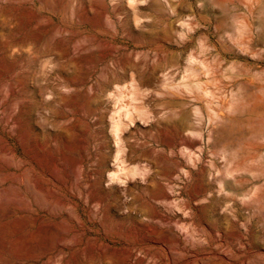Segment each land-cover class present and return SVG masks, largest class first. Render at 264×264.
Listing matches in <instances>:
<instances>
[{"label": "rangeland", "instance_id": "rangeland-1", "mask_svg": "<svg viewBox=\"0 0 264 264\" xmlns=\"http://www.w3.org/2000/svg\"><path fill=\"white\" fill-rule=\"evenodd\" d=\"M0 264H264V0H0Z\"/></svg>", "mask_w": 264, "mask_h": 264}, {"label": "bare ground", "instance_id": "bare-ground-1", "mask_svg": "<svg viewBox=\"0 0 264 264\" xmlns=\"http://www.w3.org/2000/svg\"><path fill=\"white\" fill-rule=\"evenodd\" d=\"M222 160H223V159H222ZM217 176H218V175H217ZM217 176H216V177H217ZM222 183H223V184H225V182H224V181H222Z\"/></svg>", "mask_w": 264, "mask_h": 264}]
</instances>
